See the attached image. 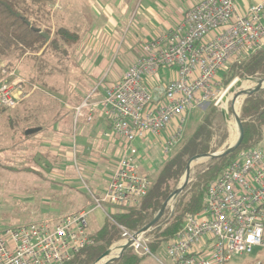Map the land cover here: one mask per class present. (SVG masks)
Wrapping results in <instances>:
<instances>
[{
	"label": "built area",
	"instance_id": "1",
	"mask_svg": "<svg viewBox=\"0 0 264 264\" xmlns=\"http://www.w3.org/2000/svg\"><path fill=\"white\" fill-rule=\"evenodd\" d=\"M263 49L264 0H203L165 37L146 43L142 56L106 88L100 102L125 153L103 191L89 190L94 208L0 232V264H65L93 244L89 227L94 211L109 216L105 205H137L151 187L136 142L155 140L165 159L184 140L193 110L217 98L219 73ZM161 70L174 72L156 92L145 80ZM0 74V106L15 109L26 98L29 82L4 63ZM89 106L87 101L77 106V116L91 121L83 112ZM119 228L121 238L110 247L112 255L119 252L112 257L129 241L138 256L151 254L152 230ZM166 248L173 264H228L256 248L262 257L253 264H264L263 149L236 155L209 185L203 210L187 216Z\"/></svg>",
	"mask_w": 264,
	"mask_h": 264
},
{
	"label": "rangeland",
	"instance_id": "2",
	"mask_svg": "<svg viewBox=\"0 0 264 264\" xmlns=\"http://www.w3.org/2000/svg\"><path fill=\"white\" fill-rule=\"evenodd\" d=\"M144 2L138 1L129 22L120 25L122 30L102 33L103 37L99 41L104 52L102 50L99 53L101 57H97L102 62H98L94 70H91L93 67L90 68L87 62L79 60L78 48L81 41L69 48L66 55L50 51L46 56H41L40 52L19 58L18 53L13 51L4 58L5 64L11 63L8 60L13 64L18 63L17 73L26 76L29 85L25 87L26 98L15 109H6L0 115V232L7 228L59 218L81 209L94 208L89 190L95 193L103 191L107 175L114 165L107 159L109 154L102 152L103 141L110 142L114 147H118L120 143V139L111 131L110 119L99 99L103 98L102 93L113 83L110 78L118 70V66H124L122 64L130 60L131 52L136 49V14ZM57 9L58 2L51 5L50 21L41 27L44 32L45 29L51 31V39L59 27H66L59 19L60 16H56ZM140 16L138 14V18ZM123 18H126V14H123ZM95 33L81 32L80 40L96 38ZM96 54L94 52V56ZM219 76L222 83L218 87L217 98L212 103L220 100L218 107L228 115L224 121L229 130V138L215 153L222 152L231 145L234 133L238 138L240 136L239 125L232 112H237L247 90L235 85L239 82L254 83L248 79L235 81L243 79L237 77L232 80L235 81L232 89L225 92L232 83L225 86L230 71L220 72ZM85 101L90 106L83 112L86 115L90 113L92 122L86 117H78L75 111L77 104L81 105ZM207 106L208 103H205L193 110L188 119L184 140L195 128ZM39 124L43 131L26 136L29 129ZM218 141L219 138L215 137L212 146L216 147ZM149 148L143 151V168L152 178L162 167L164 156L159 153L156 144H151ZM258 148L264 150V140ZM122 156L120 152L116 154V158ZM208 160L205 157L190 163V183L197 166ZM150 163L152 168L149 167ZM186 177L184 174L181 183ZM174 202L169 206L171 212ZM105 207L111 212L112 206ZM97 213L99 210L94 211L92 217ZM105 217L106 215L101 216V220ZM91 225L94 227L93 223ZM148 237L151 243L153 236ZM150 251L151 254L142 264H170L166 244L159 250L150 248ZM261 257L256 248L251 254L233 256L228 264H253Z\"/></svg>",
	"mask_w": 264,
	"mask_h": 264
},
{
	"label": "trees",
	"instance_id": "3",
	"mask_svg": "<svg viewBox=\"0 0 264 264\" xmlns=\"http://www.w3.org/2000/svg\"><path fill=\"white\" fill-rule=\"evenodd\" d=\"M57 1L0 0V63H4L3 59L13 51L18 53L19 58L26 54L37 55L40 52H42L41 56H46L50 51L66 55L69 48L80 41V35L66 27H59L56 35L49 42L33 29L41 28L42 24L50 21V7ZM28 22H31L32 26ZM45 32L51 35L49 29H45ZM6 65L10 67L8 63ZM229 71L230 77L225 80V86L237 77L264 79V49L249 56L241 63L232 65ZM248 91L250 90L245 93ZM5 110L0 106V115ZM240 118L244 127V138L240 147L229 155L209 159L197 166L192 182L174 202L173 211L171 212L168 207L164 216L148 233L154 239L150 243V248L158 249L168 243L184 226L188 215L197 214L203 210L204 198L209 185L224 173L239 152L256 148L263 142L264 90L246 97L241 106ZM215 137H218L219 141L216 147H213L212 142ZM228 138L229 130L222 111L214 103H208L195 128L165 158L162 167L152 176V184L146 197L137 205L112 207L102 226L89 229V238L93 244L81 249L65 264H95L115 242L120 240L119 226L132 232H138L150 224L162 205L181 185L190 160L198 154L215 153ZM12 171L17 170L12 169ZM142 257L130 248L121 258L110 264H140Z\"/></svg>",
	"mask_w": 264,
	"mask_h": 264
},
{
	"label": "crops",
	"instance_id": "4",
	"mask_svg": "<svg viewBox=\"0 0 264 264\" xmlns=\"http://www.w3.org/2000/svg\"><path fill=\"white\" fill-rule=\"evenodd\" d=\"M139 0H58V9L56 16H60L59 19L64 22L68 29L72 31H77L80 36L81 32H89L94 31L97 37H89L88 39L80 40L79 44V60L81 62H87L93 67L91 70H94L97 66L100 59L97 57H101L99 53H102L103 46L99 41L103 37V32L108 31H117L122 30L120 25H125L129 22L130 16L134 13V10L137 7V3ZM203 0H147L144 2L142 7L139 6L138 14L141 16L138 18V14H136L137 24L134 27L136 33V49L131 52L130 60L126 62V64H122L124 66H118V70L111 76L110 81L117 82L122 79L123 75L128 70V67L133 64L136 60H138L143 54V47L146 43L157 40L165 37L169 33V31L174 30L181 22H183L186 13L195 5L199 4ZM123 14H126V18H123ZM104 25V27H102ZM120 26V28L118 27ZM98 32V33H97ZM82 38V36H81ZM139 44V46H138ZM138 46V47H137ZM94 52L97 54L94 56ZM104 52V50H103ZM5 60V59H3ZM10 63V67L16 68L18 63L13 64L11 60H8ZM123 67V68H122ZM100 68V67H98ZM101 69V68H100ZM172 72L170 70H161L156 78H146V84L156 92L157 89L163 86L168 79L171 77ZM18 74V73H17ZM25 80H28L26 76L18 75ZM28 87V86H27ZM27 89V88H26ZM36 91V90H35ZM105 92L102 93L104 97ZM100 98V102H101ZM81 102V101H80ZM79 102V103H80ZM68 106V105H67ZM77 106H79L77 104ZM87 116H91L90 113ZM92 117V116H91ZM94 118V117H93ZM93 119H91V122ZM40 126V127H37ZM35 128H41L38 132L43 131L41 125H35ZM36 132V133H38ZM107 133H105L106 135ZM36 135V134H34ZM28 136V135H26ZM33 136V135H32ZM101 137V136H100ZM34 138V137H33ZM105 138V137H101ZM104 142V148L102 152L105 154H109L110 163L114 164L120 158H116V154L120 152V154H124L125 150L122 148L121 142L118 147H114L110 142ZM136 146L138 147L142 157L145 156L143 151L148 149L151 144H156L159 150V153L162 155L161 150L155 140H148L147 142H136ZM150 149V148H149ZM38 156V155H37ZM165 160V159H164ZM150 163V168L153 167ZM114 166V165H113ZM112 166V167H113ZM149 168V169H150ZM143 171L145 172L144 168ZM111 173V172H109ZM110 174L107 175L109 177ZM82 210V209H81ZM78 212V211H76ZM75 213V212H74ZM72 214V213H70ZM101 216H105L104 213L99 211L96 216H91L90 219V227L94 226H102L104 223V219L101 220ZM159 250V248L157 249ZM144 256L141 262L148 257ZM140 262V264H142ZM170 264H173L170 260Z\"/></svg>",
	"mask_w": 264,
	"mask_h": 264
},
{
	"label": "water",
	"instance_id": "5",
	"mask_svg": "<svg viewBox=\"0 0 264 264\" xmlns=\"http://www.w3.org/2000/svg\"><path fill=\"white\" fill-rule=\"evenodd\" d=\"M28 24L30 26L31 25V22H28ZM33 28V27H32ZM36 32L40 33L41 36L43 38L46 39L47 42H49L51 40V35H49L48 33L44 32V30L42 28H33ZM244 79H248V80H251V81H264V79H259V78H256V77H248V78H243V79H236L235 81H243ZM235 81H233L229 87L227 88V91H229L230 89H232L233 87V84L235 83ZM261 90H264V88H260L256 91H253V92H250L248 93L244 100L246 99V97L250 94H253V93H256V92H259ZM243 100V101H244ZM220 103V101H219ZM218 103V105H219ZM234 117H235V120L237 122V124L239 125V130H240V136L238 138V140L234 143V144H231L226 150L222 151V152H219V153H207V154H198L196 156H194L190 162L188 163L187 165V168H186V172L185 174L187 175L186 177V180L184 182L181 183V185L178 187V189L168 198V200L162 205L161 209L159 210L158 214L156 215V217L154 218V220L148 224L147 226H145L144 228H142L140 231H138V233H146L150 230H152L155 226V224L164 216L165 214V211L166 209L170 206V203L173 201H176V199L182 194V192L186 189V187L188 186V184L190 183L191 181V167H190V163L193 161V160H196V159H199V158H208V159H212V158H219V157H222V156H225V155H229L233 152H235L241 145L242 141H243V138H244V127H243V124H242V121H241V118H240V113H237V112H232ZM223 114V117L224 119L226 120L228 118V115L226 114V112H222ZM41 128H32V129H29L27 132H26V135H32L36 132H38ZM131 243L132 241H129L125 246L122 247V251L121 253L118 255V256H114L112 257V250L111 248H109L100 258L97 262L99 261H102L104 259V262L103 264H110V263H113L114 261L118 260L119 258L122 257V255L130 248L131 246ZM107 257H110L107 259ZM96 262V263H97ZM95 263V264H96Z\"/></svg>",
	"mask_w": 264,
	"mask_h": 264
},
{
	"label": "bare ground",
	"instance_id": "6",
	"mask_svg": "<svg viewBox=\"0 0 264 264\" xmlns=\"http://www.w3.org/2000/svg\"><path fill=\"white\" fill-rule=\"evenodd\" d=\"M249 81H251V80H249ZM254 83H249V84H247V85H245V84H242V82H239V83H237L235 86H237V85H239V84H242L241 85V87H243V88H246V90H250V91H248V92H246V93H244V97H243V99H242V102H241V105H240V107H239V111H240V108H241V106H242V104H243V100H244V98H245V96L248 94V93H250V92H253V91H256V90H258V89H260V88H264V83H259V82H255V81H253ZM239 113V112H238ZM230 122V121H229ZM232 122H230V124H231ZM232 127V126H231ZM232 129V128H231ZM238 140V135L237 134H233V139H232V143L231 144H234L236 141ZM196 161V160H195ZM183 182H184V180H183ZM119 252V250H116L114 253H113V255H115V254H117ZM113 255H111V256H113ZM108 258H110V257H107V259ZM104 260H106V259H104ZM104 260H102V261H99V262H97L96 264H103V262H104Z\"/></svg>",
	"mask_w": 264,
	"mask_h": 264
}]
</instances>
